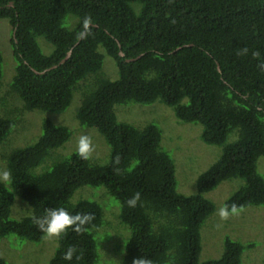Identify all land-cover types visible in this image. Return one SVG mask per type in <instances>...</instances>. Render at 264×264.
<instances>
[{
    "label": "trees",
    "instance_id": "trees-1",
    "mask_svg": "<svg viewBox=\"0 0 264 264\" xmlns=\"http://www.w3.org/2000/svg\"><path fill=\"white\" fill-rule=\"evenodd\" d=\"M0 18L14 31L15 66L5 95L21 102L0 114V142L22 113L62 112L76 91V120L96 129L110 149L105 164L75 151L37 171L71 134L47 118L32 144L1 149L12 180L0 182V239L13 234L41 241L46 234L33 218L63 207L93 220L81 232L69 228L56 237L48 264H99L98 245L105 238L99 231L110 225L103 206L70 199L80 187L103 186L119 205L117 216L110 205L108 215L126 232L115 242L117 264L141 256L153 264H242L243 248L254 244L228 237L220 257L199 261V230L214 211L204 194L222 181L241 180L223 206L264 207V178L256 168L264 156V0H0ZM104 54L115 63L116 79L101 71ZM1 62L0 54V80ZM157 100L180 121L200 124L202 141L220 147L217 160L197 177L194 194L176 190L175 166L160 146L157 125L135 127L116 119V104ZM136 193L140 198L130 207L127 201ZM14 195L28 214L11 217ZM70 246L76 251L65 260ZM0 264L9 263L0 256Z\"/></svg>",
    "mask_w": 264,
    "mask_h": 264
},
{
    "label": "rangeland",
    "instance_id": "rangeland-1",
    "mask_svg": "<svg viewBox=\"0 0 264 264\" xmlns=\"http://www.w3.org/2000/svg\"><path fill=\"white\" fill-rule=\"evenodd\" d=\"M12 34L9 21L0 18V54L2 57L0 98L4 97L5 99L4 102L0 100V114L4 113L5 110L21 106L19 98L15 95H5L9 88L7 83L9 84L13 76L15 66L11 45ZM38 43L47 52L48 47H46L47 44L42 37L38 38ZM101 71L111 80L118 77L113 59L105 54ZM89 76L92 75H88L86 79L91 78ZM80 99L81 94L75 91L69 105L62 112L33 110L22 113L7 138L0 142V150L8 146L6 149L11 151L14 148L32 144L41 133L42 120L47 118L54 124L66 126L71 134L69 139L55 149L53 155L37 168V171L47 168L57 158L75 152L81 135H88L92 139L95 150L89 158L90 161L105 164L108 161L110 149L102 135L94 128L81 126L76 120L75 114ZM114 113L117 121L126 122L135 127H143L148 123L157 125L161 132L160 146L173 160L176 190L181 194H194L197 177L208 169L220 155L219 146L206 144L202 141V126L200 124L180 121L176 118L173 109L159 100L150 104L134 102L116 104ZM256 168L257 172L264 178V156L258 158ZM0 169H5L1 159ZM240 183V179L225 180L204 194L205 198L213 202L214 211L204 220L199 230L201 242L199 261L220 257L224 239L228 237L244 245L254 244L252 247L245 246L243 248L242 264H264V207L247 206L237 210L236 213H230L227 218H221L218 215V211L223 207L226 198ZM79 199L93 200L103 206V220L106 222L109 220L110 225L105 228H101L103 225L100 227L99 232L105 237L102 238L103 240L101 239V245L99 244L101 237L99 239L97 237L98 251L100 250L101 253L99 264H117L115 259L119 254L114 249L115 242L118 239H123L126 232L118 218L116 219L115 215H108L107 210L109 205L110 208H116L117 216L118 201L109 196L103 186L78 188L71 196L70 201L74 202ZM22 207L27 208L26 203L14 195L10 210L11 217L19 218L28 214L22 213ZM114 208L111 210L114 211ZM56 244V236L44 235L41 241L31 242L9 234L0 239V256L9 264H48Z\"/></svg>",
    "mask_w": 264,
    "mask_h": 264
},
{
    "label": "clouds",
    "instance_id": "clouds-1",
    "mask_svg": "<svg viewBox=\"0 0 264 264\" xmlns=\"http://www.w3.org/2000/svg\"><path fill=\"white\" fill-rule=\"evenodd\" d=\"M89 21H84V26L87 28ZM82 37L85 33L80 34ZM94 145L92 139L88 135H81L77 142V154L81 159L88 160L94 152ZM12 173L7 169H0V182L11 183ZM140 198V194L136 193L131 199L127 201L130 207H135L137 201ZM237 208L232 205L231 208L226 204L218 211V215L221 218H227L230 213H236ZM34 222L43 233L48 236L60 237L69 228L75 232H81L85 230V226L89 225L93 216L90 214H72L63 207L51 208L47 210L46 214L42 217H34ZM76 249L69 247L64 253L65 260H71ZM132 264H153V261L149 258L139 257L132 260Z\"/></svg>",
    "mask_w": 264,
    "mask_h": 264
},
{
    "label": "water",
    "instance_id": "water-1",
    "mask_svg": "<svg viewBox=\"0 0 264 264\" xmlns=\"http://www.w3.org/2000/svg\"><path fill=\"white\" fill-rule=\"evenodd\" d=\"M11 5V4H10ZM13 36H14V31H13ZM70 53H71V50L70 51H68L67 52V55L58 63V64H60V63H63L69 56H70ZM119 54H120V56H123L124 54H123V52H119ZM129 60H134V59H127V61H129ZM57 65H54L53 67H51V68H54V67H56ZM48 70V69H47ZM43 72H45V71H42L41 73H43Z\"/></svg>",
    "mask_w": 264,
    "mask_h": 264
}]
</instances>
